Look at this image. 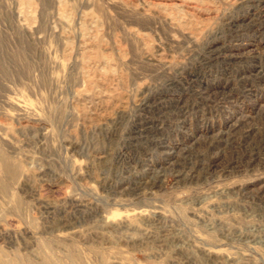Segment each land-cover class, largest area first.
<instances>
[{
  "label": "rangeland",
  "instance_id": "374dc122",
  "mask_svg": "<svg viewBox=\"0 0 264 264\" xmlns=\"http://www.w3.org/2000/svg\"><path fill=\"white\" fill-rule=\"evenodd\" d=\"M0 264H264V0H0Z\"/></svg>",
  "mask_w": 264,
  "mask_h": 264
}]
</instances>
